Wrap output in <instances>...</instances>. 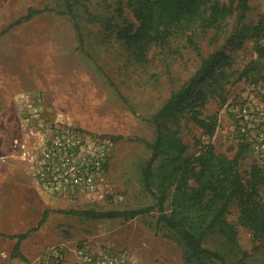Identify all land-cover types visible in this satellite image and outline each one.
I'll use <instances>...</instances> for the list:
<instances>
[{"label":"rangeland","instance_id":"374dc122","mask_svg":"<svg viewBox=\"0 0 264 264\" xmlns=\"http://www.w3.org/2000/svg\"><path fill=\"white\" fill-rule=\"evenodd\" d=\"M127 2L0 0V33L31 7L52 9L0 35V142L16 144L23 132L22 122L30 117L33 127L60 120L97 134L109 140L110 148L101 187L76 197L46 193L18 156L10 163L0 161V264H37L40 254L55 245L64 246L72 261L74 248L88 245L117 252L130 264H187L179 233L159 221L158 209L130 219L87 217L68 210L137 209L157 202L145 188L143 174L152 154L146 141L153 142L157 136L152 119L202 60L217 49L227 51L233 60L226 92L211 97L201 109L203 116L218 115L217 130L209 136L191 119V113H186L180 133L189 145V154L197 153L201 144L209 141L219 153L231 158L240 154L245 177L253 165L264 167V153L241 134L240 114L231 110L232 104L238 106L246 100L264 104V59L259 58L256 38L248 29L264 24V0H250L244 19L237 11L214 25L204 23L209 16L205 11L187 28H174L162 42L153 44L140 61L112 29L123 24L124 17L136 21ZM262 38L264 41V31ZM249 65L252 69L242 76ZM4 126L9 128L6 133ZM161 160L154 164L156 173ZM154 187L159 193V182ZM37 191L46 198L55 219L41 225L25 242L24 258L15 257L16 240L8 234L32 224ZM166 209L170 211V199ZM240 213L235 200L227 214L237 230L235 244L213 232L205 245L225 252L231 264H264V243L240 219Z\"/></svg>","mask_w":264,"mask_h":264},{"label":"trees","instance_id":"16d2710c","mask_svg":"<svg viewBox=\"0 0 264 264\" xmlns=\"http://www.w3.org/2000/svg\"><path fill=\"white\" fill-rule=\"evenodd\" d=\"M127 5L136 21L124 17V8L120 6L124 23L115 24L112 29L139 61L145 59L153 44L162 42L174 28H187L205 11H209V16L204 18V23L214 25L237 11L244 19L251 8L250 0H230L228 3L219 0H128ZM47 10L52 9L31 7L28 14L12 22L1 33ZM248 29L253 31L251 37L256 38L255 49L263 60L264 24L259 22ZM232 61V56L224 49L211 52L190 79L155 113L152 121L157 126V136L153 142L146 141L152 154L143 167L145 188L157 198L154 205L125 210L71 209L68 212L94 218L130 219L158 209L159 221L179 233L187 264H231L225 252L206 246L205 239L209 234L219 232L228 243H236L237 230L227 214L232 202L237 200L240 219L264 243V167L253 165L249 176L245 177L240 169V154L231 158L219 153L211 141L202 143L197 153L189 154V145L180 133L182 116L191 113V119L209 136L215 134L218 115L203 116L201 109L211 97L226 92ZM251 69L252 65H249L241 75ZM159 158L162 160L156 173L154 164ZM156 182L161 189L159 193L154 187ZM169 199L168 212L166 202ZM48 213L47 210L39 224L27 232L8 234L10 238H18L13 256L24 258L22 241L46 221Z\"/></svg>","mask_w":264,"mask_h":264},{"label":"built area","instance_id":"2783aa9c","mask_svg":"<svg viewBox=\"0 0 264 264\" xmlns=\"http://www.w3.org/2000/svg\"><path fill=\"white\" fill-rule=\"evenodd\" d=\"M257 101V100H256ZM240 114L239 130L260 153H264V104L246 100L231 105ZM36 114V113H35ZM37 116L39 114H36ZM26 117L22 122L23 138H17L19 156L28 165L44 191L56 197H76L98 191L104 181L109 160V140L65 125L42 123L33 127ZM262 126V128H259ZM36 136L34 139L32 136ZM37 264H130L123 255L110 250H95L88 245L74 248V260L64 246L43 251Z\"/></svg>","mask_w":264,"mask_h":264},{"label":"crops","instance_id":"0c3cea01","mask_svg":"<svg viewBox=\"0 0 264 264\" xmlns=\"http://www.w3.org/2000/svg\"><path fill=\"white\" fill-rule=\"evenodd\" d=\"M1 128V126H0ZM4 128V132L6 133L7 131L5 129H9L7 128L6 126L3 127ZM2 131H0L1 133ZM5 135V134H4ZM23 138L24 137V134L22 133V135L20 134V136H18V138ZM19 145L17 144H13L12 142H0V161L2 160L3 162L5 163H10V160L13 159L14 157L18 156L19 157ZM22 160V159H21ZM28 194H33V191H26ZM38 192V195L39 197L34 200V204H35V214H34V219H33V222L31 225H29L27 228H21L19 230H15V231H11L12 234H20V233H23V232H27L28 230L34 228L35 226H37L40 222V220L43 218V215L44 213L48 210L49 211V208H48V203H47V200L46 198L44 197V195L39 191ZM53 219H55V216H54V212H50L48 213V217L46 219V221H44L41 225L42 227H44V225H48ZM40 225V226H41ZM39 226V227H40ZM38 227V228H39ZM37 230V229H36ZM36 230L32 231V233L22 241V245H21V252L23 254L26 255V251L24 250V244L26 241H28V239H30L32 237L33 234H36ZM12 239H15L16 242L18 240V238H12ZM35 254V252H31V255L33 256ZM21 258V257H20Z\"/></svg>","mask_w":264,"mask_h":264}]
</instances>
